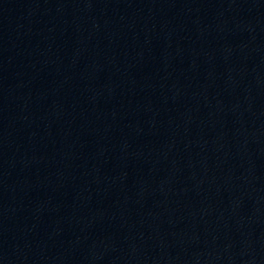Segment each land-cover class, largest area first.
<instances>
[{
  "label": "water",
  "instance_id": "1",
  "mask_svg": "<svg viewBox=\"0 0 264 264\" xmlns=\"http://www.w3.org/2000/svg\"><path fill=\"white\" fill-rule=\"evenodd\" d=\"M257 58L264 93V0H250Z\"/></svg>",
  "mask_w": 264,
  "mask_h": 264
}]
</instances>
